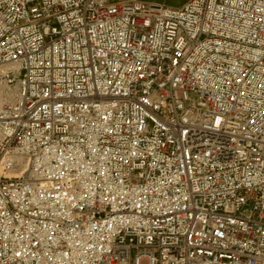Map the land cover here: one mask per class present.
Wrapping results in <instances>:
<instances>
[{
  "label": "built area",
  "instance_id": "built-area-1",
  "mask_svg": "<svg viewBox=\"0 0 264 264\" xmlns=\"http://www.w3.org/2000/svg\"><path fill=\"white\" fill-rule=\"evenodd\" d=\"M0 264H264V0H0Z\"/></svg>",
  "mask_w": 264,
  "mask_h": 264
},
{
  "label": "rangeland",
  "instance_id": "rangeland-1",
  "mask_svg": "<svg viewBox=\"0 0 264 264\" xmlns=\"http://www.w3.org/2000/svg\"><path fill=\"white\" fill-rule=\"evenodd\" d=\"M150 1H156V2H166L168 4L180 6L183 4L185 0H150Z\"/></svg>",
  "mask_w": 264,
  "mask_h": 264
}]
</instances>
